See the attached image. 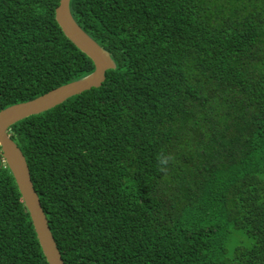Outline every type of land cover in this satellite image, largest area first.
<instances>
[{"label": "trees", "instance_id": "trees-1", "mask_svg": "<svg viewBox=\"0 0 264 264\" xmlns=\"http://www.w3.org/2000/svg\"><path fill=\"white\" fill-rule=\"evenodd\" d=\"M58 0H0V110L89 74ZM114 68L12 124L63 264H264V0H69ZM0 264H46L0 157Z\"/></svg>", "mask_w": 264, "mask_h": 264}, {"label": "water", "instance_id": "water-1", "mask_svg": "<svg viewBox=\"0 0 264 264\" xmlns=\"http://www.w3.org/2000/svg\"><path fill=\"white\" fill-rule=\"evenodd\" d=\"M68 2L69 0H58V4L53 11L54 21L62 35L91 61L92 71L32 100L0 110V157L13 179L46 264L63 263L48 230L38 199L32 189L24 158L7 135V129L19 120L44 112L90 88H97L103 81L105 71L114 68L108 53L75 24L68 10Z\"/></svg>", "mask_w": 264, "mask_h": 264}]
</instances>
